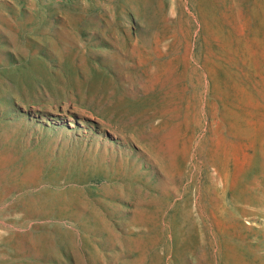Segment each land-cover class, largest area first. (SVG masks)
Returning <instances> with one entry per match:
<instances>
[{"label": "rangeland", "instance_id": "obj_1", "mask_svg": "<svg viewBox=\"0 0 264 264\" xmlns=\"http://www.w3.org/2000/svg\"><path fill=\"white\" fill-rule=\"evenodd\" d=\"M0 264H264V0H0Z\"/></svg>", "mask_w": 264, "mask_h": 264}, {"label": "bare ground", "instance_id": "obj_2", "mask_svg": "<svg viewBox=\"0 0 264 264\" xmlns=\"http://www.w3.org/2000/svg\"><path fill=\"white\" fill-rule=\"evenodd\" d=\"M164 48V47H163ZM122 52V51H121ZM191 53V52H190ZM122 54V53H121ZM126 56V54H125ZM157 56V55H156ZM194 60V59H193ZM154 68V67H153ZM132 72V71H131ZM196 79V78H195ZM213 122V121H212ZM215 122V121H214ZM153 132V131H152ZM146 135V134H145ZM128 138V137H127ZM161 144V143H159ZM160 146V145H159ZM162 146V144H161ZM116 149V148H115ZM114 149V150H115ZM153 150V149H152ZM154 151V150H153ZM156 153V152H155ZM149 154V153H148ZM174 158V157H173ZM164 159H165V162L167 164L168 167H172L174 165V160L172 159L170 153H167V151L165 150V153H164ZM122 165V164H121ZM176 166V165H175Z\"/></svg>", "mask_w": 264, "mask_h": 264}]
</instances>
